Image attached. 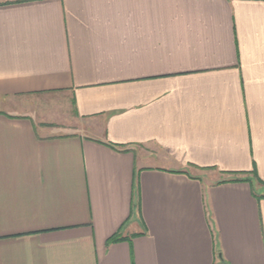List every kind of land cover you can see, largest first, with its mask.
Wrapping results in <instances>:
<instances>
[{
    "label": "crops",
    "instance_id": "0c3cea01",
    "mask_svg": "<svg viewBox=\"0 0 264 264\" xmlns=\"http://www.w3.org/2000/svg\"><path fill=\"white\" fill-rule=\"evenodd\" d=\"M0 264H264V0H0Z\"/></svg>",
    "mask_w": 264,
    "mask_h": 264
},
{
    "label": "trees",
    "instance_id": "16d2710c",
    "mask_svg": "<svg viewBox=\"0 0 264 264\" xmlns=\"http://www.w3.org/2000/svg\"><path fill=\"white\" fill-rule=\"evenodd\" d=\"M110 147H112V148H114V149H120V150H124V149H126L124 146H122V145H120V144H113V143H107ZM252 173H253V171H252ZM254 174V173H253ZM259 182H260V180H259ZM118 239V237H117V235H113V236H111L109 239H108V241H114V240H117Z\"/></svg>",
    "mask_w": 264,
    "mask_h": 264
}]
</instances>
